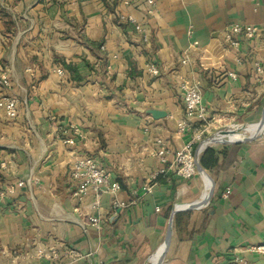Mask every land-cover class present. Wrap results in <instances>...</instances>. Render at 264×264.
Returning <instances> with one entry per match:
<instances>
[{"label": "crops", "instance_id": "crops-1", "mask_svg": "<svg viewBox=\"0 0 264 264\" xmlns=\"http://www.w3.org/2000/svg\"><path fill=\"white\" fill-rule=\"evenodd\" d=\"M236 23L264 26V0H156L153 12L145 0L0 5V76L19 99L16 118L0 109V188H14L0 200V264H157L176 206L161 264H264L253 249L264 244V134L209 141L225 126L247 125L237 140L255 133L264 115V35L230 48ZM182 81L200 85L207 124L187 117ZM71 125L85 141H64ZM193 138L210 166L184 179L175 157ZM82 155L120 190L76 196L69 172Z\"/></svg>", "mask_w": 264, "mask_h": 264}, {"label": "built area", "instance_id": "built-area-1", "mask_svg": "<svg viewBox=\"0 0 264 264\" xmlns=\"http://www.w3.org/2000/svg\"><path fill=\"white\" fill-rule=\"evenodd\" d=\"M130 0H127L129 2ZM5 0H0V5H2ZM146 6L149 12L154 11L156 5V0H145ZM144 41L148 40V34L145 28H140ZM264 35V26H258L253 24H240L236 23L227 27L224 33V40L230 48L238 49L241 45V39H254L260 35ZM188 55L182 59V63H187ZM148 72L152 75L159 74V67L154 62H148L146 65ZM29 72H32V68H28ZM61 72L60 69L57 70ZM257 72L263 73L262 66L257 65ZM229 76L236 78L235 72H229ZM11 86L10 79L7 75L3 74L0 76V109L5 113V116L9 119H14L18 115L19 99L8 94V89ZM180 89L183 96V102L185 105L186 115L190 120L200 121L207 124V108L203 101V95L200 85L197 82L192 81H182L180 84ZM189 123L187 121H181L178 124V128L181 131L187 130L189 128ZM70 133L66 135L65 142L69 145H75L77 141H85V132L78 126H69ZM68 132V131H67ZM66 132V133H67ZM195 138L190 140L182 150L176 153V173L178 176L189 179L197 173V162L199 161L200 151L202 145L199 149L195 151ZM210 140V139H209ZM160 144V149L158 151L159 155H164L166 152V147L162 139H158ZM69 177L72 182L76 185V191L74 194L76 196L85 195L86 193L93 191L98 195V193L108 191L116 192L120 190V183L115 180L112 173L104 167L94 156L82 155L77 158L75 163L72 165ZM18 186H23L24 181H19ZM14 188L11 187L9 190L0 188V200L4 199L9 193L13 192ZM224 197L228 196V192H225ZM98 203V199L96 200ZM92 225H98L99 218H91ZM258 253L264 254V244L253 247Z\"/></svg>", "mask_w": 264, "mask_h": 264}, {"label": "water", "instance_id": "water-1", "mask_svg": "<svg viewBox=\"0 0 264 264\" xmlns=\"http://www.w3.org/2000/svg\"><path fill=\"white\" fill-rule=\"evenodd\" d=\"M147 113L150 114L154 119H160V118H163L167 115V112L166 111H163V110H159V109H148L147 110ZM259 125V129L255 132V133H252V134H245L243 136L242 139L240 140H236V141H230V140H227V139H223L221 141H217V142H221V143H226V144H229V143H235V142H239V141H251L255 138H258L260 137L261 135L264 134V115L261 119V121L258 123ZM240 129H242L241 127L239 128V131ZM225 132H228V131H222V134L225 133ZM216 136H213L210 138V142H213V141H216ZM197 169L199 171H204L203 167L201 166V163L200 161L197 162ZM212 186H213V181H212ZM212 187L211 189L209 190V192L204 195L202 197V199L200 201H197L196 203H192L191 205H189V207H193V206H199L201 204H203L207 198L212 194ZM181 207H174V209L172 210V213H171V216H170V219H169V223H168V227H167V232H166V237H165V241H164V244L162 246V249H161V252H160V255H159V259H158V262L157 264H161L163 259H164V256H165V253H166V250L170 244V241H171V237H172V224H173V217H174V214L177 210H179Z\"/></svg>", "mask_w": 264, "mask_h": 264}, {"label": "bare ground", "instance_id": "bare-ground-1", "mask_svg": "<svg viewBox=\"0 0 264 264\" xmlns=\"http://www.w3.org/2000/svg\"><path fill=\"white\" fill-rule=\"evenodd\" d=\"M241 132L239 131V127L238 125H233L229 130L228 132H225L223 133L222 135L216 137V141L214 142H217V141H221L223 139H227V140H237L240 136Z\"/></svg>", "mask_w": 264, "mask_h": 264}, {"label": "trees", "instance_id": "trees-1", "mask_svg": "<svg viewBox=\"0 0 264 264\" xmlns=\"http://www.w3.org/2000/svg\"><path fill=\"white\" fill-rule=\"evenodd\" d=\"M101 44H102V42H98V43H96L95 45L96 46H101ZM66 67L69 69V70H71V71H73V72H76V68L74 67V66H72V65H70V64H66ZM76 78L77 79H82V77L81 76H79V75H77L76 76ZM211 152V150L210 149H207L205 152H204V154L201 156V163H202V165L204 166V167H209L210 166V162H208V161H206V154H207V152ZM213 153V152H212ZM211 160H212V163H214V159H213V156H212V158H211ZM209 161H210V159H209Z\"/></svg>", "mask_w": 264, "mask_h": 264}, {"label": "rangeland", "instance_id": "rangeland-1", "mask_svg": "<svg viewBox=\"0 0 264 264\" xmlns=\"http://www.w3.org/2000/svg\"><path fill=\"white\" fill-rule=\"evenodd\" d=\"M247 125H245V126H240V127H242V129H240V132H243V131H245V127H246ZM232 127V125L231 126H225V127H221V129L222 130H224V131H228L230 128ZM208 141V140H207Z\"/></svg>", "mask_w": 264, "mask_h": 264}]
</instances>
